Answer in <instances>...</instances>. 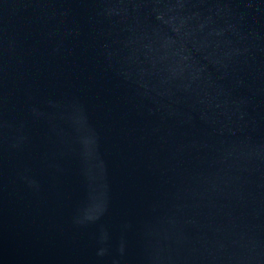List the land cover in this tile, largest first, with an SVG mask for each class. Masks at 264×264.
I'll return each instance as SVG.
<instances>
[{
    "label": "water",
    "instance_id": "1",
    "mask_svg": "<svg viewBox=\"0 0 264 264\" xmlns=\"http://www.w3.org/2000/svg\"><path fill=\"white\" fill-rule=\"evenodd\" d=\"M0 264H264V0H0Z\"/></svg>",
    "mask_w": 264,
    "mask_h": 264
}]
</instances>
